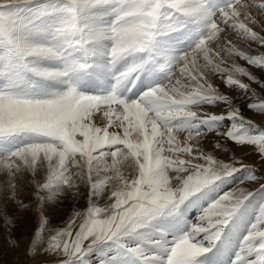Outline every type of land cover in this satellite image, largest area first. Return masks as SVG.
Here are the masks:
<instances>
[{"label": "snow or ice", "instance_id": "6c2138e0", "mask_svg": "<svg viewBox=\"0 0 264 264\" xmlns=\"http://www.w3.org/2000/svg\"><path fill=\"white\" fill-rule=\"evenodd\" d=\"M253 9L264 15V2L0 0V145L31 138L0 151V173L16 199L21 174L35 178L46 166L43 181H34L41 202L34 246L48 224L44 204L80 182L90 189L83 222L73 231L76 219H70L47 240L46 253L86 264L100 244L153 222H181L188 206L207 200L198 223L165 247L163 258L145 257L138 247L129 252L142 264H209L247 203L264 195V182L250 174L255 183L213 196L237 173L255 170L237 156L219 159L217 150H229L222 141L258 153L264 166V97L236 74L260 81L224 55L264 70V55H248L225 38L232 33L264 48V35L249 26L257 23ZM185 30L190 43L177 49L170 38ZM94 71L114 80L108 93L82 90ZM142 74L162 79L133 93ZM214 78L244 90L259 122ZM205 104L227 111L214 114L201 108ZM225 120L231 125L216 128L219 140L206 150L201 126L211 131ZM125 159L134 164L133 175L121 170ZM99 197L107 198L106 206H98ZM233 264H264V204Z\"/></svg>", "mask_w": 264, "mask_h": 264}, {"label": "rangeland", "instance_id": "374dc122", "mask_svg": "<svg viewBox=\"0 0 264 264\" xmlns=\"http://www.w3.org/2000/svg\"><path fill=\"white\" fill-rule=\"evenodd\" d=\"M261 2H264V0H256V3ZM253 10L254 12H257L255 9ZM249 26L253 28V24H250ZM253 30L259 33L255 28H253ZM186 35L187 31L185 30L184 32L174 33L171 39H176L178 42L185 44L188 42V40L185 39ZM225 38L230 39L238 49L244 51L248 55H264V48L256 42L253 43L244 40L232 33H229ZM178 42L174 41V46L177 45ZM177 49H181V46H177ZM224 55L229 65L234 63L251 72L249 68H252L253 66L248 65L246 61L241 60L238 57H229L226 53ZM252 69L257 70L254 67ZM148 78L150 84L162 79L159 75H153ZM236 78L249 84L250 89H254V85L256 86L259 84L250 81L246 76H240L239 74H236ZM256 80L260 81V79L257 78ZM240 91H242L241 94H246L244 93V90L240 89ZM255 91L258 94V91ZM261 97L264 96L261 95ZM209 107L210 109H217V107L224 106L217 104L214 108L213 105H201V108L205 109V111H207ZM226 111L227 109H225L224 113H226ZM249 112L256 116L261 115L260 113L250 111V109ZM231 123L230 120L217 123L213 126V130L211 131H209L207 127H201L205 132L213 131L216 134V128L228 127ZM29 139L31 138L17 137L8 145H0V151H4L15 144L27 142ZM224 143L229 147L228 152H231L232 142L225 140ZM218 158L221 159L219 156ZM249 165L253 166L255 170H242V172L237 174L247 171L248 176L252 174L255 176L256 181L264 182V166L256 167L252 163ZM121 170L126 175L134 174V170L127 166V162L123 163ZM45 175L46 166L40 169L39 174L35 178H33L30 172L22 173L20 180L17 181L19 184L17 197L16 199H13L11 191L6 189L4 183L6 178L0 173V187L4 190V195H0V264H60L64 259H57L55 261L39 260L40 258H48L52 256V254L44 251V248L47 247L46 236L44 237L42 235V242L37 243L35 246L33 245V240L36 238V232L40 228L41 216V202L38 198L34 181H43ZM247 178L248 177H246L243 183L236 184V187H245V184L247 183H255V181H248ZM234 186H231L230 190L227 188L221 191L218 195H223L224 193L233 190ZM236 187H234V189ZM39 195H43V193H40ZM213 196L215 197V195ZM89 199V187L84 183L78 182L77 188L65 191L55 200L46 202L43 206V215L48 220V224L45 225V230H53L54 232L62 230L68 226L70 219L73 218L76 219L77 222V219L81 218V216L86 213ZM18 201H22L23 205H26V207L21 206ZM96 203L98 206L104 207L107 205L108 200L106 197H99L97 198ZM262 204H264V195L260 194L256 195L247 203L240 217L229 229L225 242L220 245L209 264H233V260L236 258V254L240 250L241 242L248 235L250 226L256 221L258 210ZM207 205L208 201L203 200L198 204L188 206L181 222H153L143 228L135 230L134 232L128 233L118 242L102 243L94 248L86 257V264H102V262L103 264H142L140 259L129 252V249L137 247L145 257L151 258L156 256L163 258L166 255L165 247H172L173 242L188 230V225L198 223L199 215L201 214L200 211L203 207H207ZM76 213H81V215L77 217ZM81 220L83 221V218ZM146 264H160V261L149 259Z\"/></svg>", "mask_w": 264, "mask_h": 264}, {"label": "bare ground", "instance_id": "6f19581e", "mask_svg": "<svg viewBox=\"0 0 264 264\" xmlns=\"http://www.w3.org/2000/svg\"><path fill=\"white\" fill-rule=\"evenodd\" d=\"M251 14L257 20V23L256 24H253V28H255L256 30H258L261 35H264V15H261L258 12H254V10H252ZM252 68H249L251 70L252 74H254V76H256L257 79H260V83H264V70H261V69L260 70L259 69L255 70V69H252ZM214 80H215V83H216L217 87H220L221 90L224 91L225 94H227V95H229V96H231L233 98L234 102L237 104L238 107L240 106V109H241V111L243 113L247 114L248 117L251 118V119L257 118L256 121L259 122V117L260 116H256V115L251 114L249 112L248 107H247L248 103H250L249 98H251V97H248L247 94H241L242 91H240L239 88H235V87H233V88H226L223 85V82L220 81L218 78H214ZM260 83L258 85H256V86L254 85V87H253L254 89H252V90H257L258 91V94H261L262 96H264V89H262L260 87ZM261 95H258V96L261 97ZM215 106L216 105H214V108H215ZM210 107H209V109H207V111H213L214 114H222V113H224L225 109H227L226 107H217V109H210ZM203 110H205V109H203ZM206 133H207V135L205 136V138L202 141V143H203L204 146H206V150L211 151V150H213V147L217 143V141L219 140V138L217 137V135L213 131L212 132L207 131ZM222 143H224V141H222ZM229 146H230V144H229ZM236 148L238 149L239 146H236ZM217 154H218V156L221 159L227 158L228 161H230L233 156H237V158L244 160L245 163H249V164L252 163L256 167H260L261 166V160L259 158V154L258 153L253 152V151H248L246 153L245 152L235 151V150H233V146L232 145H231V152H228V151L221 152V150H217ZM246 177H248L247 171L246 172H243L241 174H237L236 176L230 178L226 183L220 185V187L218 188L217 192L214 193L213 195L216 196L219 193H221V191H223V190H225L227 188H229V190H230V187L231 186H234L235 185L234 187H236L237 186L236 184H239V183L243 182L246 179ZM234 187H233V189H234ZM82 218H84V217L81 216V218H78L77 219V222L78 223L76 222V225L73 226V231H77L78 230V225L83 222L81 220ZM55 233L56 232H54L53 230L52 231L45 230L43 232V236L44 237L46 236V239L48 240L51 237V235H54ZM62 258L63 257H59V256L52 255V256H50L48 258H40L39 260L43 259L44 261L45 260L55 261L57 259H62Z\"/></svg>", "mask_w": 264, "mask_h": 264}, {"label": "clouds", "instance_id": "9594fccd", "mask_svg": "<svg viewBox=\"0 0 264 264\" xmlns=\"http://www.w3.org/2000/svg\"><path fill=\"white\" fill-rule=\"evenodd\" d=\"M124 162H127V166L134 170V164L132 163L131 160L125 159ZM0 195H4V190L2 187H0ZM60 264H66V262L61 261Z\"/></svg>", "mask_w": 264, "mask_h": 264}]
</instances>
